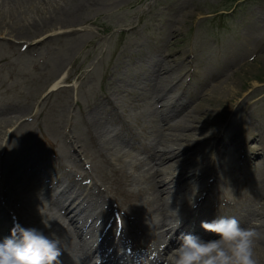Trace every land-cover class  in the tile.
Wrapping results in <instances>:
<instances>
[{
  "label": "rangeland",
  "instance_id": "obj_1",
  "mask_svg": "<svg viewBox=\"0 0 264 264\" xmlns=\"http://www.w3.org/2000/svg\"><path fill=\"white\" fill-rule=\"evenodd\" d=\"M242 2L244 4L235 11L237 3L233 0H88L86 6L74 14L76 33L65 40L49 36L40 44L32 45V49L24 48V44V50L10 57L9 65L6 61L0 64V77L14 84L15 90L21 93V103L32 104L30 112L21 117L7 135L20 123H30L31 130L26 134L38 141L41 148L38 150L47 156V166L54 170L52 173L60 175L65 170L61 167L63 164L77 174L84 170L87 175L81 182L98 180L99 184L111 188L112 196L116 197L115 201L112 199L116 212L118 208L124 211L127 202L119 192V183L111 175L112 150L108 147H112L110 140L115 137L112 124L120 116L130 120L132 125L143 122L148 131V121L157 117L154 103L160 106L165 101L173 102L177 98L173 86L181 80L190 93L174 116L192 113L199 120L202 117L209 120L212 126L218 118L217 103L223 104L228 99L225 92L213 90L218 82L228 80L234 89L240 90V96L235 99L229 118L221 122L222 126L228 123L226 131L231 128L232 134L239 131L238 142L250 128L257 126L260 136L250 139L249 144L264 151V0ZM222 13H226L225 16ZM168 55H171L169 64L173 68L168 78L177 77V81L170 82L167 78L156 83L152 65L155 60H167ZM188 60L194 69L192 74L185 73ZM40 71H43L41 77L38 76ZM65 71H68L67 78L58 83L57 89L47 92L50 84ZM43 84V92L36 96ZM1 87L0 102L7 98ZM251 91L255 93L250 100L252 105L243 108L238 103ZM99 94L107 95L117 112L102 105L95 114H86L85 110ZM206 96L210 99L201 103ZM97 120L102 123V136L96 138L91 137L88 124ZM134 127L142 133L140 127ZM221 134L218 132L216 136ZM139 136L147 139L144 134ZM17 138L18 133L13 136ZM238 146H230L232 150L228 146L221 149L218 178H209L207 185L229 190L235 200V207L230 211L244 213L241 208L246 205L263 203L259 192L262 185L254 182L252 171L247 170L248 163L242 161L243 156L239 158ZM55 149L59 151L60 160L53 155ZM67 151L77 156L80 166H74L64 155ZM211 159L208 155L203 166L211 165L214 161ZM124 168L130 173L134 171L131 165ZM118 180L125 182V178L118 177ZM136 187L128 183L122 186V191ZM18 191L13 190L6 201L2 200L6 203L8 219L13 212L24 215L12 206L11 195ZM186 195L189 194L185 191L183 196ZM118 214L123 216V213ZM40 217H27L20 224L38 226Z\"/></svg>",
  "mask_w": 264,
  "mask_h": 264
},
{
  "label": "bare ground",
  "instance_id": "obj_2",
  "mask_svg": "<svg viewBox=\"0 0 264 264\" xmlns=\"http://www.w3.org/2000/svg\"><path fill=\"white\" fill-rule=\"evenodd\" d=\"M87 2L88 0H0V64L3 65L6 61L9 65L10 57L24 50L22 49L24 44V48L32 49V45L40 44L49 36L56 35L57 39L65 40L69 35L76 33L78 29L74 28L76 25L73 23L74 14L84 8ZM43 34L46 35L42 39ZM170 57L171 55H168L167 60L162 62L155 60L152 65L156 83L172 75ZM193 70L188 60L185 73L192 74ZM67 72L60 73L49 90L54 89L60 81H64ZM42 75L43 71L38 72L39 77ZM176 78H168V81L176 82ZM4 80L5 78L0 77L2 93L7 95V98L0 102V241L10 235L8 232L12 227L9 225L7 228H2L8 216L2 200H6L9 193L18 187L19 193L12 199L17 201V207L25 205L26 217L37 218L41 215L46 219L54 218L52 223L60 232L57 235L61 242L60 260L67 258L68 264H96L90 263L91 259L101 256L102 259L98 264H121L122 255H125L122 251V237H127V242L136 247L140 241L134 235L144 233L152 236L158 249L151 258L131 254L136 257L135 261L138 264H150L154 258L153 264H159L160 260L165 259L167 264V254L179 243L178 237L182 233L198 235L205 240L213 239L214 234L206 232L201 227V222H210V217L217 215L224 207L230 209L235 207V200L220 189L212 191L208 188L205 195H202V192L209 178L218 177L216 171L219 169L218 156L221 149L228 146V149L232 150L230 146L237 144L239 158L243 156L242 161L248 163L256 184L262 185L259 192L263 203L257 202L255 206L246 205L241 208L244 213L235 218L243 226H253L264 234V151L257 149L256 145L249 144L250 139L260 136L257 126L250 128L241 142L236 141L239 131L232 134L231 128L226 131L228 123L222 126L221 122L229 118L231 110L236 105L234 101L240 96V90L234 89L228 80L218 82L213 90V92L216 90L225 92L229 100L227 99L223 104L217 103L218 118L212 126L209 125V120L204 117L199 120L197 115L192 113L181 114L173 120L174 115L181 109L184 98L190 93V90L183 86V80L173 86L177 92L175 101L163 102L160 106L154 103L157 117L149 121L148 129L152 138L154 133L160 137L157 141L149 145L140 142L139 133L134 130L129 120L120 116L115 118L112 124L115 127V137L110 140L113 145L111 148L108 147V150H112L110 158L118 164H114L113 161L109 164L112 165L111 175L119 183V192L123 193L127 202L124 211L117 209L118 212L123 213L125 224L122 230L126 229L124 233L122 231L116 233L114 221L107 231L102 229V225L108 222L112 214H115L112 203L114 196L109 194L110 191L113 195L110 187L99 185L92 179L91 183L81 182L86 177V172L83 170L77 174L72 169H68L67 164L61 165L65 169L64 177L52 173L47 166V156L45 157L38 150L41 149L38 141L32 140L30 135L26 134L31 130L30 123H20L16 130L7 135V131L9 129L11 131L17 121L30 112L32 104L21 103V93L15 90L13 83H6ZM44 88L45 84L37 90L36 96H39ZM254 94V91H251L238 104L243 108L251 107L250 100ZM209 99L210 96H206L200 102ZM102 105L113 113L117 112V107L110 102V98L99 94L85 110L86 114L93 112L95 114ZM171 120L173 121L170 122ZM138 125L142 127L143 122H139ZM88 128L91 137L102 136L100 121L88 124ZM218 132L222 133L221 136H216ZM17 133L19 138L13 139ZM225 133L226 137L223 138ZM24 135L25 140H22ZM145 136L147 137V134ZM160 145L164 148H159ZM58 153L57 149L55 152L53 150L55 158L60 160ZM140 153L144 155L143 159L140 158ZM77 154L79 155V152ZM64 155L74 166H80L77 156L71 151L64 152ZM208 155L212 158L211 161H214L211 165L203 166L204 159L207 160ZM105 160L108 162V158L105 157ZM29 162L32 163L27 165ZM200 163L202 167H198ZM126 165L133 167V173L124 168ZM118 177L125 178V182L118 180ZM128 183L136 184V189L122 191V186ZM51 190L61 194V198H55L51 206L47 207L41 202L40 194ZM186 190L192 193L189 194V201L184 203L180 199ZM210 192L213 198L208 194ZM75 200H78L81 206H75ZM27 207H29L28 211L25 210ZM175 212L181 223L173 231ZM17 217L22 221L20 216ZM27 227L39 228L35 224H28ZM39 229L48 231L44 228ZM57 229L53 228V231ZM167 233L169 239L165 243L163 239ZM255 255L259 264H264L263 235L256 242Z\"/></svg>",
  "mask_w": 264,
  "mask_h": 264
},
{
  "label": "clouds",
  "instance_id": "obj_3",
  "mask_svg": "<svg viewBox=\"0 0 264 264\" xmlns=\"http://www.w3.org/2000/svg\"><path fill=\"white\" fill-rule=\"evenodd\" d=\"M176 219L173 231L180 226ZM54 218H42L45 232L14 222L10 235L0 241V264H60V239L53 231ZM201 227L214 234L203 239L182 233L179 243L167 254V264H259L255 255L256 242L262 234L253 226H243L235 217L223 215L202 221Z\"/></svg>",
  "mask_w": 264,
  "mask_h": 264
}]
</instances>
